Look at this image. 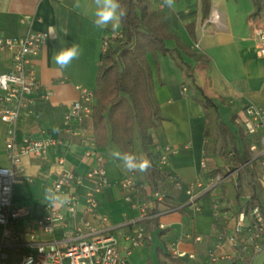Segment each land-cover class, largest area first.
I'll return each mask as SVG.
<instances>
[{
	"label": "crops",
	"instance_id": "0c3cea01",
	"mask_svg": "<svg viewBox=\"0 0 264 264\" xmlns=\"http://www.w3.org/2000/svg\"><path fill=\"white\" fill-rule=\"evenodd\" d=\"M150 2L158 16L167 22L168 31H175L192 49L211 58L205 64L183 52L179 57L175 52L178 49L175 40L162 43L166 52L158 50L147 55L154 90L165 120L149 131L151 157L143 148L139 132L136 133L134 153L138 158L154 159L159 166L160 173L152 180L147 179L145 173L125 171L119 161H113L110 151H121L114 142L110 141L104 147L96 146L91 117L72 126L66 125L64 119L70 106L80 99L78 85L95 90L103 53L102 41L105 37L120 38L122 24L116 31L111 29V25L106 29L94 27L91 0H80L79 8L73 7L75 0H0V37L22 36L30 29L51 35L50 42L35 60L36 74L49 96L38 97L19 117L15 124L18 147H22L25 136L38 141L58 140L57 144L47 148L42 157L35 153L22 154L13 196L15 204L28 209L30 215L17 221L14 228L25 233L27 239L35 234L38 241L62 242L73 235L81 218L93 220L91 215L84 214L82 198L80 216L77 217L69 215L64 204L53 206L64 220L56 224L52 233L44 232L38 223L51 211L50 204L44 200L45 188L52 187L63 171L71 170L85 177L84 184L77 188L83 194L92 185L87 173L96 166V156L101 155L105 159L110 185L100 194L99 212L109 214L112 234L126 244L125 239L144 224L150 235L146 244L133 251L129 258L131 264H210L208 251L217 243L216 235L221 227L213 218L214 203L220 199L221 185L212 189L206 185L199 188L197 204L200 211H195L188 205L185 188H178L169 175L173 174L184 183L205 181L212 175L201 168L210 138L205 134L204 110L194 96L211 98L216 104L219 121L223 120L230 126L232 122L239 125L238 115L246 105L264 108V55H260L253 34V21L259 18L264 23V11L258 15L261 18L251 17L255 9L252 0H211L207 16L203 12L202 0H175L172 7L164 5L163 0ZM215 15L219 16L218 20L212 19ZM121 42L113 39L111 47L118 48ZM74 43L81 49V55L66 69H60L52 61L53 53ZM10 68L11 53L0 51V74ZM190 74L192 78L188 77ZM8 128L9 125L0 119V167L9 166L6 148ZM166 144L178 147L179 151L171 156L168 164L160 165V151ZM89 153L93 156L87 158ZM127 177L138 180L143 187L124 189L122 181ZM231 181L232 178H228L224 185L230 186ZM155 190L165 197L163 203H158L160 210L168 206L182 208L160 216L157 223H149L151 219L144 222L141 220V207L150 204L149 213L154 212L152 192ZM224 190L222 196L225 195ZM57 194L68 197L67 192ZM227 194L230 196V191ZM127 196L131 197V202L126 200ZM222 203L230 206L229 202ZM225 211L229 217L230 210ZM160 222L167 226L165 230L158 228ZM193 232L202 234L203 239L199 242L185 239L186 234ZM173 248L187 254L195 253L196 259L177 258L171 253ZM6 251L10 257L17 258L31 249L11 247ZM224 251L229 253V258L214 264H255L257 255L261 253H251L245 248L233 251L227 245Z\"/></svg>",
	"mask_w": 264,
	"mask_h": 264
},
{
	"label": "built area",
	"instance_id": "2783aa9c",
	"mask_svg": "<svg viewBox=\"0 0 264 264\" xmlns=\"http://www.w3.org/2000/svg\"><path fill=\"white\" fill-rule=\"evenodd\" d=\"M261 16H257L258 18ZM27 17L24 18V21ZM212 19L218 20L215 15ZM259 19V18H258ZM258 19L253 22V34L255 36L260 55H264V23ZM122 38V36H120ZM119 39V36L105 37L102 41L103 52L112 46V40ZM51 40L48 32L35 31L30 29L26 34L17 37H0V51L11 53V68L9 71L0 74V119L9 125L6 138L7 156L9 166L0 167V264H27V258L31 257L32 264H131L130 256L133 251L146 244L150 235L144 224L138 226L135 233L128 236L122 244V240L111 232V219L108 213H100V194L110 185L105 168V159L101 155L96 156L97 164L87 173V178L91 182L90 189L83 194L77 191L79 186L84 184V178L71 170L63 171L52 189L55 192H67L70 203L64 204L69 215L80 216L79 206L84 199V214L88 213L93 220L81 218L75 227L73 235L65 241H51L50 243L38 241L35 234L27 239V235L17 231L14 226L19 220L30 215V211L14 202V186L19 179L20 164L23 153H35L42 157L51 145L58 143L57 139L48 138L44 141L34 140L28 136L23 137L22 147L19 148L15 124L19 117L29 107L35 103L38 97L49 96L44 91L40 80L36 74V57L41 49ZM81 96L70 106L65 115V124L72 126L74 123H82L86 118L92 117L93 107L96 105L95 90L78 85ZM186 90V88H184ZM239 126L247 138L249 151L251 153V164L255 167V180L264 192V108L255 104L246 105L238 115ZM178 147L164 145L159 155L160 165L169 163L171 156L176 155ZM235 153L230 151L228 155L235 161ZM93 156L86 154L87 158ZM63 162V160H61ZM208 158L204 155L201 160V168L207 174ZM242 166L237 163L233 171L222 177L220 173L211 175L204 181L200 179L195 183H184L180 178L170 174L171 180L178 188H185L189 197L188 205L195 211H200L197 204L198 189L207 186L208 189L216 188L228 178H235V174L241 171ZM122 186L126 190H135L143 187L138 180L127 177L122 181ZM251 195V194H250ZM249 197V196H248ZM153 207L155 212L149 213L150 204L142 205L141 220L144 222L153 217L179 210L182 207L173 209L172 207L158 208V203H163L164 195L155 190L152 192ZM250 199V197H249ZM126 200L131 202L130 196ZM228 205V204H227ZM221 198L214 203L213 218L223 220V229L218 230L217 243L208 251L210 264L229 258V253L224 251L225 245L233 251L245 248L252 252L259 253L264 249V214L260 206L249 207L246 202H242L239 208L236 206H224ZM50 212L38 220L44 232L52 233L57 223L64 220L52 205L48 206ZM230 210L228 217L225 208ZM158 228L165 230L167 226L159 223ZM185 239L199 242L203 239L200 233H188ZM29 247L30 252L13 258L6 251L11 247ZM177 258L188 257L196 259V254L179 252L172 249L171 252Z\"/></svg>",
	"mask_w": 264,
	"mask_h": 264
},
{
	"label": "trees",
	"instance_id": "16d2710c",
	"mask_svg": "<svg viewBox=\"0 0 264 264\" xmlns=\"http://www.w3.org/2000/svg\"><path fill=\"white\" fill-rule=\"evenodd\" d=\"M252 1L255 9L251 17H256L264 11V0ZM202 3L204 15L207 16L211 0H202ZM121 4L126 11L122 19V42L118 48L110 47L102 53L96 79L97 104L93 107L91 117L95 144L97 147H104L112 141L122 152L135 155L134 142L136 133L139 132L143 148L151 157L149 131L160 126L165 117L156 97L147 55L158 50L164 51L162 43L165 40H175L178 45L175 52L179 57H182L183 52L205 64L211 58L192 49L175 31H168L170 28H165L158 21V14L152 8L150 0H121ZM188 77L192 78V75ZM194 99L204 110L206 136H210L215 129L216 138L222 141V152L226 149L234 152L235 162L242 166L241 171L245 172L246 182L252 189L247 205L250 208L260 206L264 214V192L255 180V167L250 162L251 153L244 131L239 125L233 128L225 121H219L216 104L211 98L194 96ZM149 161L151 167L145 172V176L152 180L159 175L160 169L154 159L150 158ZM212 172L213 175L218 173L216 170ZM240 186L238 182L237 198L241 196ZM152 222L157 223L158 218H151L149 223Z\"/></svg>",
	"mask_w": 264,
	"mask_h": 264
},
{
	"label": "clouds",
	"instance_id": "9594fccd",
	"mask_svg": "<svg viewBox=\"0 0 264 264\" xmlns=\"http://www.w3.org/2000/svg\"><path fill=\"white\" fill-rule=\"evenodd\" d=\"M175 0H163V4L168 7L174 5ZM93 25L97 29H106L111 25V29L116 31L121 27L122 19L126 15L125 9L122 7L121 0H91ZM74 8L80 7V0H75ZM67 35V32H65ZM81 55V49L77 44H72L70 47L61 48L55 51L52 55V61L60 69H66L73 60L78 59ZM109 156L113 161H119L120 167L125 171H138L145 173L151 167V163L147 158L136 157L128 152H121L119 150H112ZM44 200L50 205L70 203L66 195L57 194L51 187L44 190ZM27 264H32L31 257L27 258Z\"/></svg>",
	"mask_w": 264,
	"mask_h": 264
},
{
	"label": "rangeland",
	"instance_id": "374dc122",
	"mask_svg": "<svg viewBox=\"0 0 264 264\" xmlns=\"http://www.w3.org/2000/svg\"><path fill=\"white\" fill-rule=\"evenodd\" d=\"M160 16H158V21L165 27H167V22L164 21L162 18H160ZM122 38H119V40H121ZM125 40V39H123ZM121 45V44H120ZM236 122H232L231 126L234 128L236 126ZM210 141H208L209 143L207 144L206 147V157L208 158V166L211 168V170H209V172H212L214 170H216V172L220 173V175H222V177H224L223 173L227 172V171H233V168H235L236 162L231 160L229 155H228V149H226L224 152H222V141L220 139L216 138V131L215 129L211 131V134L209 136ZM215 167V168H214ZM213 173V172H212ZM170 176V175H169ZM247 176L245 174V172L243 171H239L238 174H235V178H232V181L230 184V186L224 185V182L221 183V186L219 187V191L222 194L223 190H225V195L222 196L220 194V198L222 199V201H224L225 203H230L232 206H236V208H239L242 201L246 202L248 201L250 196V193L252 192L251 187L247 184ZM239 182V184H241L240 189H241V197L237 198L236 197V192H237V183ZM230 191V196H228L227 192ZM225 209L229 210L228 207H226ZM223 220L224 218L220 219L219 221V226L220 230L223 229L224 225H223ZM257 259L255 264H257L259 261L260 262H264V251L261 253H259L257 255Z\"/></svg>",
	"mask_w": 264,
	"mask_h": 264
}]
</instances>
